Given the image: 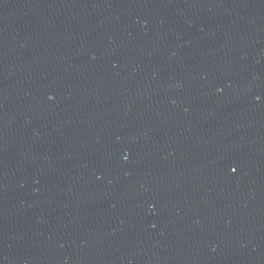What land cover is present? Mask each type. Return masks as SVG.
I'll list each match as a JSON object with an SVG mask.
<instances>
[{
  "label": "water",
  "instance_id": "1",
  "mask_svg": "<svg viewBox=\"0 0 264 264\" xmlns=\"http://www.w3.org/2000/svg\"><path fill=\"white\" fill-rule=\"evenodd\" d=\"M264 96V0H0V264H178Z\"/></svg>",
  "mask_w": 264,
  "mask_h": 264
}]
</instances>
